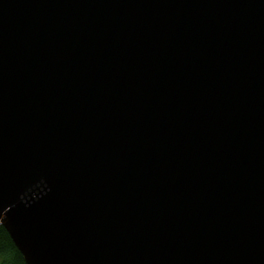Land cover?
I'll use <instances>...</instances> for the list:
<instances>
[{
  "label": "water",
  "instance_id": "water-1",
  "mask_svg": "<svg viewBox=\"0 0 264 264\" xmlns=\"http://www.w3.org/2000/svg\"><path fill=\"white\" fill-rule=\"evenodd\" d=\"M0 222L30 264H264V0H0Z\"/></svg>",
  "mask_w": 264,
  "mask_h": 264
},
{
  "label": "trees",
  "instance_id": "trees-1",
  "mask_svg": "<svg viewBox=\"0 0 264 264\" xmlns=\"http://www.w3.org/2000/svg\"><path fill=\"white\" fill-rule=\"evenodd\" d=\"M0 264H30L3 222H0Z\"/></svg>",
  "mask_w": 264,
  "mask_h": 264
}]
</instances>
